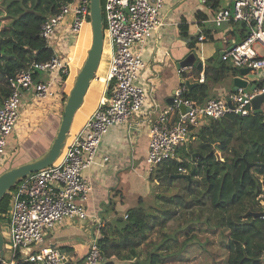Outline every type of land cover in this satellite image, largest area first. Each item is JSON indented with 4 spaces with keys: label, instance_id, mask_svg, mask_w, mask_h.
<instances>
[{
    "label": "built area",
    "instance_id": "2783aa9c",
    "mask_svg": "<svg viewBox=\"0 0 264 264\" xmlns=\"http://www.w3.org/2000/svg\"><path fill=\"white\" fill-rule=\"evenodd\" d=\"M200 1L208 7L213 1L217 2V7L211 9L212 23L216 28L230 23L245 26L244 38L223 49L219 57L237 70L249 68L252 74L262 71V84H256L254 90L239 88L225 97L206 98L202 102L186 97L188 88L184 82L178 85L172 104L159 112L149 128L145 157L148 177L159 165L180 160L179 150L191 142L201 126L228 114L248 116L253 113L251 100L264 93V0ZM89 2L68 0L42 22L39 37L53 50V55L45 62L32 61L9 80L8 92L0 102V156L5 153L19 122L24 97L29 94L37 100L51 98L58 95L56 83L67 80L70 64L61 57L56 40L64 39L69 42V47L77 42L82 27L89 25ZM221 2L224 5H220ZM162 6L163 0L102 1L104 28L112 46L108 73L105 78H97L104 84L105 96L85 128L66 141L55 163L17 183L11 197L8 244L5 241V250L8 249L14 258L26 250V264L69 263L62 250L45 245L44 233L64 220L86 218L84 202L91 184L83 177L82 171L92 162L102 135L111 126L123 124L138 115L145 104L148 89L141 83L144 80L149 83L151 79L143 75L146 68L143 51L161 26L159 12ZM206 38L203 33L198 36L199 41ZM188 69L197 71L193 67ZM185 70L187 68H178L180 74ZM43 75L47 76L45 80ZM185 78L189 80L191 76ZM204 82L201 71L197 83ZM261 110L264 114V101ZM175 173L187 174V170L180 167ZM123 218L126 219L127 214ZM261 218L264 220V211ZM98 237L90 240L83 264H103Z\"/></svg>",
    "mask_w": 264,
    "mask_h": 264
},
{
    "label": "trees",
    "instance_id": "16d2710c",
    "mask_svg": "<svg viewBox=\"0 0 264 264\" xmlns=\"http://www.w3.org/2000/svg\"><path fill=\"white\" fill-rule=\"evenodd\" d=\"M67 1L0 0V102L8 92L9 80L18 71L32 61L45 62L53 55V50L46 47L39 37L40 27L46 16L55 13L60 4ZM209 7L215 9L217 2L213 1ZM83 30L90 31L87 25ZM186 31V28L180 30L182 35H186ZM239 33L242 40L246 33L242 24ZM206 35L211 39L209 34ZM189 47L192 48V42ZM70 63L73 70L74 58ZM204 72L205 80L212 83H218L228 74H238L236 68L223 61L218 62L215 57L208 60ZM261 84L258 83L259 86ZM206 88L205 84L197 83L190 91L187 90L186 97L202 102L207 97ZM68 91L62 94L63 102ZM193 154H196L194 159ZM178 158L180 160L159 165L148 177L152 181L163 179L169 184L176 181L185 183L186 195L163 197L172 209H161L164 217L166 214L168 218L174 215L175 207L189 214L185 241L194 243L201 254L209 253L206 246L211 243L206 240L199 243L197 232L203 229L210 233L218 232V245L226 251L223 264H264V220L261 217L253 219L247 214L248 211H264V205H261L264 203L263 114H228L220 120L210 121L198 129L194 146H184L179 150ZM246 164H251L248 172L245 171ZM180 167L190 174L189 180L170 179ZM16 185L0 200V217L9 213ZM143 202L138 198L136 206L126 212V219L115 217L101 229L98 245L103 264H140L136 262L140 245L148 239L155 226H162L163 223L159 222L165 220L153 212L154 207L145 208ZM158 218L160 220L157 221ZM157 249H160L159 245ZM210 255L214 258L213 253ZM164 260L160 253L151 251L144 264H163ZM16 264L26 263L20 261Z\"/></svg>",
    "mask_w": 264,
    "mask_h": 264
},
{
    "label": "crops",
    "instance_id": "0c3cea01",
    "mask_svg": "<svg viewBox=\"0 0 264 264\" xmlns=\"http://www.w3.org/2000/svg\"><path fill=\"white\" fill-rule=\"evenodd\" d=\"M220 5L224 3L221 2ZM212 18V10L200 0H163V6L159 12L161 26L158 33L148 40L143 51V60L146 65L143 75L146 79H151L147 83L148 97L145 104L138 115L123 124L111 126L102 135L92 162L83 169V177L91 184V191L84 202L86 218L64 220L49 229L44 239L46 246L68 251V255L66 254L69 259L68 264L77 262V264H83V258L92 237L99 236L101 229L107 227L115 217L124 216L129 209L134 208L138 198L143 199L148 195L150 183L144 169V159L148 148L149 128L159 112L169 105L177 86L189 75L191 78L188 81L197 83L199 72L203 71L205 74L204 70L210 58L215 57L218 60L219 52L241 41L239 33L241 26L239 27L238 23L225 24L216 28ZM183 28L187 29L186 35L180 32ZM201 33L209 34L211 39L207 37L199 41L198 36ZM87 38L85 36L80 42V57L73 63V78L84 60L85 55L82 56V50L84 52L87 49L85 45ZM191 42L192 48L189 47ZM71 48V46L68 47L69 52L66 57L68 61ZM191 53L195 56V64L196 60L202 63L201 69L197 73L187 68L186 72L180 74L178 64ZM111 56L112 46L109 41L105 59L101 58L85 102L74 116L68 140L85 128L92 112L105 96L104 84L97 78H105L107 75ZM239 76V74L235 76L228 74L218 83L205 80L202 84L207 86L206 98L225 97L233 90V78ZM46 77L43 75L42 79L45 80ZM252 84L258 85L254 81ZM55 87L58 95L60 93L59 98L62 99L60 106H52L54 96L48 101L50 104L36 102L29 94L24 97L21 111L30 112L33 122L15 127L4 153L10 156L7 165L17 166L36 159L49 148L62 116L61 108L63 109L64 105L62 94L69 89L67 80L64 83H56ZM21 111L19 122L22 121ZM18 133H22V136ZM261 205H263L262 202ZM3 234L5 236L4 232ZM8 242L9 234L6 244ZM216 247L222 254H219V258L214 256L209 264H223L226 251L218 244ZM6 251L11 254L8 249L5 253ZM26 254L27 251L22 250L15 255V258L11 254L8 260H5L3 256L1 263L25 262Z\"/></svg>",
    "mask_w": 264,
    "mask_h": 264
},
{
    "label": "rangeland",
    "instance_id": "374dc122",
    "mask_svg": "<svg viewBox=\"0 0 264 264\" xmlns=\"http://www.w3.org/2000/svg\"><path fill=\"white\" fill-rule=\"evenodd\" d=\"M237 25H239V27H240L241 23H238ZM87 27L90 30V26L87 25ZM85 35H86V38L88 37L86 39V42H85L86 43L85 45H87V49H86V52H87V50L89 48V42H90L89 31H86ZM56 42H57L58 48L62 52L61 57L63 59H65L67 57V52H69V49H68L69 42L65 41L64 39L56 40ZM75 44L71 45V47L75 46ZM108 45H109V41L107 38V32L105 31V28H104L103 54H102L103 59H105V55L107 53ZM192 51H194V50H192ZM79 52H77L75 54V61L78 59V57H80ZM84 53H85V51L83 52V50H82V54H83L82 56H84V55L86 56V53L85 54ZM197 63H198V61L196 60V64ZM260 79H261V77L255 79V80H252L251 82L249 81V85L245 89L249 90V86L252 85V82L254 81L256 83H259ZM72 80H73V77L72 78L70 77V79H67L69 89L71 87ZM60 82L64 83V81H62V79L60 80ZM141 84L144 87L148 86V84L145 82V80ZM146 97H148V90H147V96ZM51 99H52V97L50 99H45V100L35 99V101L36 102L40 101L41 104H50L48 101ZM53 99H54L52 101L53 105L52 104L51 105L52 106H54V105L60 106V104H61L60 102L62 101V99L59 98V95L54 96ZM28 108H30V107H28ZM31 108H33V107H31ZM45 109H47V108L45 107ZM29 113L30 112H28V111H25V113H24V110L21 111L22 121L17 123V125H20V124L21 125H23V124L29 125L30 123H32L33 118L31 119V116ZM263 116H264V114H263ZM20 134L22 136V133H18L19 136H20ZM196 140H197V133H195L194 138L191 140V142L188 145L194 146V144L196 143ZM9 157L10 156H6V154L0 156V173H2L3 171H5L9 168L14 167L13 165H10V164L7 165L6 164ZM145 165H146V163H145V159H144V169H145ZM182 175H188V173L182 174ZM148 181L150 183V190H149L148 195L143 198V201H144L143 206L145 208L149 207V206L154 207L153 212H155V214L158 217L165 218V220L160 221L159 223H163V225L162 226H155L152 233L148 236V239L140 245V247L138 249V257L136 259V262H139L140 264H144L147 260L149 252H151V251H156V252L160 253L165 258L163 264H209V261L213 259L212 255H210V253H213L215 257L219 258V254L221 255L222 253L220 252V249L216 247L218 244L216 232L210 233L209 231H204L203 229L199 230L197 232V239H198L199 243H205V240L207 242H211V243L207 244V246H206V250L209 252L208 253L209 255L208 254H201L200 252H198L197 246L194 243H190L188 241L186 243V241H185V239L188 236L185 235L184 232H185L186 225H187V219L190 218V215L187 213H182L181 208H178V207L174 208V211H176V213L174 215H172L170 218L167 217V214L164 217V213L161 211V209H165V208L168 210H172L171 205H168V203L165 202L163 197L166 198V197H171V196L179 195V194L186 195V191L184 188V184H185L184 181H176V182H173L170 184L166 183L163 179H157V180L152 181V180H149V178H148ZM8 209H9L8 211H10V206ZM169 212H171V211H169ZM156 220L158 221V220H160V218H158ZM8 221H9V213L7 214L6 217H3V216L0 217V228H1L2 232L5 233V241H7V239H8V233H7V231H8L7 222ZM48 231H49V229L45 231L44 239H46ZM193 242H195V241L193 240ZM158 245H159L160 249L155 250V248ZM88 247H89V245H88ZM63 252L68 255V253H67L68 251L66 249H64ZM224 255H225V253H224ZM9 258H11V254L8 251H6V253L4 254V259L8 260ZM133 261H135V259H133ZM120 264H128V262H121Z\"/></svg>",
    "mask_w": 264,
    "mask_h": 264
},
{
    "label": "water",
    "instance_id": "95a60500",
    "mask_svg": "<svg viewBox=\"0 0 264 264\" xmlns=\"http://www.w3.org/2000/svg\"><path fill=\"white\" fill-rule=\"evenodd\" d=\"M91 33V42L90 46L86 52V56L80 65L79 69L76 72V75L73 78L71 87L66 96L63 113L60 119L58 130L55 137L52 140L49 148L36 159L30 160L23 164L9 168L2 173H0V200L4 197L8 191L15 186L21 179L30 175L31 173L37 172L41 169H44L57 161L60 157L69 132L71 130V125L74 119L76 112L84 104L88 90L90 88L91 82L96 77V72L100 65V61L103 54V39H104V23L102 17V8L101 0H90L89 2V25ZM221 61V58H218V62ZM193 67L199 71L202 67V63L198 62L195 64L194 54H189L184 60L178 64V68H188ZM239 77L233 78V91H237L239 88L245 89L248 86L249 81L260 78V81L263 78L262 71H258L255 74L250 72L249 68H241L238 70ZM182 82L188 88V91L192 87L197 85V83H190L188 80H183ZM256 84L249 86L250 90H254ZM264 101V93L258 96H255L251 100L252 111L254 114H261V104ZM173 98L169 104H172ZM196 154H193L192 158L194 159ZM251 164H246L245 171L248 172ZM181 178L190 179V174H174L170 179L177 180ZM249 214L253 219L259 218L263 215V212H250ZM253 223V221H251ZM5 253V238L0 228V263L3 259Z\"/></svg>",
    "mask_w": 264,
    "mask_h": 264
},
{
    "label": "bare ground",
    "instance_id": "6f19581e",
    "mask_svg": "<svg viewBox=\"0 0 264 264\" xmlns=\"http://www.w3.org/2000/svg\"><path fill=\"white\" fill-rule=\"evenodd\" d=\"M86 26V25H85ZM84 27V26H83ZM83 27H82V29H81V32H80V35H79V37H78V40H77V42H76V45H75V47L72 49L71 48V56H70V60H72L73 58H74V63H75V54L77 53V52H79L80 51V42L83 40V38L86 36L85 34H86V31H88V30H83ZM89 33H90V31H89ZM90 42H91V33H90ZM86 51V50H85ZM70 60H69V64H70V74H69V76H68V78L67 79H70V77L72 78L73 77V73H72V68H71V63H70ZM74 71V70H73ZM73 81V80H72ZM72 84V83H71ZM68 140V139H67Z\"/></svg>",
    "mask_w": 264,
    "mask_h": 264
}]
</instances>
